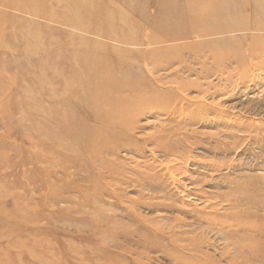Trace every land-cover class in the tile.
<instances>
[{
    "label": "rangeland",
    "instance_id": "1",
    "mask_svg": "<svg viewBox=\"0 0 264 264\" xmlns=\"http://www.w3.org/2000/svg\"><path fill=\"white\" fill-rule=\"evenodd\" d=\"M82 1L111 17H90L101 41L109 22L146 49L168 31L172 0H0V264H264V46L224 62L241 42L196 54L195 34L143 62L105 42L143 83L104 128L64 83Z\"/></svg>",
    "mask_w": 264,
    "mask_h": 264
},
{
    "label": "bare ground",
    "instance_id": "2",
    "mask_svg": "<svg viewBox=\"0 0 264 264\" xmlns=\"http://www.w3.org/2000/svg\"><path fill=\"white\" fill-rule=\"evenodd\" d=\"M262 3L263 0H172L169 9L167 7L165 9L167 15L166 22L163 23L164 26H162V23L156 24L159 33L163 27L167 28L168 31L167 33H160V35L149 34L147 37L150 43L147 46L149 49L143 47L146 44L145 42L136 41L132 36L122 35V28H118L110 22L107 25V28H109L108 33L103 36V38L106 37L107 39L101 41L102 36L100 33L95 34L89 31L91 25L90 17L95 18L97 15L98 18L106 21L107 19L110 21L111 17L105 16V13L100 11H97L96 14H94L95 11L91 13L92 9L89 6L91 2L84 1L83 4L82 1L76 3L73 6L75 13L71 18V22L73 21L72 26L77 28L80 34H78V38L70 36V43L75 47L84 46L86 48L82 52L75 50L71 56L73 70L70 75L73 77H71L69 82H64L65 84L68 83L67 91L70 95H75L79 98L81 107H84L83 112L87 114L88 120H98L105 124L104 128L115 124L120 125L121 121L119 122L118 119H121V114L119 113L118 116L115 113L116 108H108L109 104L111 103L115 107H119L123 102V106L120 107H126L124 101L127 102L132 99L133 91L143 82H141L140 76L136 79V73H133L131 70V66L134 63L130 57L134 54L124 48H116V52L109 55L103 52L99 53L98 50L104 51L103 44L106 48L105 42L118 46L143 47L138 53L141 60L145 62L147 59H153L158 54L155 51H158L168 41L196 34L201 37V40L193 44L194 48H189L194 53L207 51L215 55L220 47L226 46V48L229 47L231 49L232 45L241 42V51L236 54L237 58L234 56L228 57L225 58L224 62H232V60L242 62V60L251 56L257 45H260V47L264 46V35L254 34L253 36H249L245 33L248 30H255L256 32L264 31V16H262V10L260 12ZM247 6H249L250 10L246 9ZM84 7H86L85 10H83ZM87 33L95 34L98 38L92 39ZM225 35L229 37L228 40H223L225 39L223 38ZM162 36L164 37L162 38ZM246 37L250 40V43ZM163 39L165 41H162ZM232 39H235V42ZM38 42L36 39V43ZM209 42H213V44ZM246 46L250 48L253 46V48L249 51L246 49ZM46 63H43L44 67ZM83 71L91 76L90 80L86 81L82 79L79 74ZM204 71L206 76L212 72L208 69ZM133 74L134 79L131 78ZM109 110L113 111L115 118L108 112ZM72 119L73 123L69 129H71L72 139L76 144V142L79 143L85 140L84 134L86 133L79 127L80 120L76 117L75 120L74 117ZM97 131L95 128L93 134L96 132L98 136L101 134V131ZM168 149L165 151L167 154L174 152L172 148ZM76 152L78 153L77 150ZM142 179L149 180L144 177ZM136 181H140V179L132 178V182ZM242 227L250 231L254 226L244 224ZM261 233L264 235V227Z\"/></svg>",
    "mask_w": 264,
    "mask_h": 264
}]
</instances>
